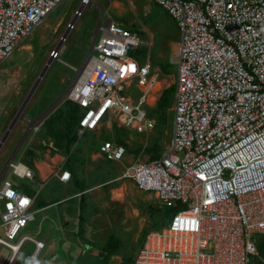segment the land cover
Instances as JSON below:
<instances>
[{"label":"built area","instance_id":"1","mask_svg":"<svg viewBox=\"0 0 264 264\" xmlns=\"http://www.w3.org/2000/svg\"><path fill=\"white\" fill-rule=\"evenodd\" d=\"M63 1L0 0V64ZM151 1L179 32L172 137L157 159L135 162L128 176L137 190L177 210L164 227L145 233L133 264H248L256 254L253 237L264 236V0ZM98 29L65 97L82 109L77 134L96 131L109 118L150 133L155 121L145 107L159 73L148 54L132 55L144 47L135 33L112 20ZM99 152L111 162L126 155L115 143H103ZM5 168L19 180L33 179L21 161L10 159ZM69 179L67 171L58 176ZM32 205L1 173L5 264L27 243L34 250L26 264H35L45 247L37 235L18 236L33 219Z\"/></svg>","mask_w":264,"mask_h":264},{"label":"rangeland","instance_id":"2","mask_svg":"<svg viewBox=\"0 0 264 264\" xmlns=\"http://www.w3.org/2000/svg\"><path fill=\"white\" fill-rule=\"evenodd\" d=\"M79 11L81 15L74 17ZM110 20L130 28L139 40L147 41L148 44L144 47L139 46V49L150 56L154 70L160 75L159 82H162L153 88L152 94L156 96L159 94L160 97L162 89L174 85L179 32L172 19L159 6L151 0H89L86 5H81V0H64L24 39L11 56L0 64V174L23 137V145L30 142L33 147L41 142L38 141L41 140L38 133L40 126L63 101L59 102L53 111L46 113L39 123L35 122L67 90L76 75L75 70L81 67L90 52L91 45L100 37L98 26H104ZM71 22H73V28L67 30ZM66 32L65 40L62 41L61 38ZM51 53L57 56L52 57ZM94 54H96L95 51ZM48 63L45 73H42ZM33 86L35 88L31 92ZM29 93V98L20 112ZM149 98V103L154 102L155 98L152 99L151 96ZM156 104L145 107L148 117L155 121V126L150 133L139 134L124 126L118 127L114 120L109 118L108 127L104 125L97 132H85V135L78 139L77 143L84 147L82 148V174L86 175L87 179L91 176L95 179V184L85 191L89 194L90 200L85 204L80 219L84 231L89 227V232L86 234L89 241L87 240L86 243L80 238L77 228L78 217L77 214L73 215L75 224L70 222L67 227H64L61 221L59 225L64 233L61 234V231L57 229L51 235L55 241H60V236L64 235L59 244L65 245L63 246L65 249L62 247L59 249L65 254L56 259V255L62 254L56 252L55 247H50L49 250L46 248L38 255L35 264H72V258L75 257L78 259H75L74 264H120L123 260L136 256L147 231L160 229L158 228L160 218L165 221L173 215L171 207H166L157 201L153 193L138 191L128 176L135 162H146L153 151L157 150L161 153L170 143L173 104L166 108L164 123L161 122L162 117L158 109L156 110ZM64 107L67 109L66 105ZM15 116L16 121L8 131ZM24 117L34 123L28 131H26L27 126L24 120L21 119ZM6 132L8 135L2 142ZM18 133L22 135L21 138L18 137ZM114 139L122 141L127 146L128 152L124 159L111 162L102 156L99 157L98 147L105 142L114 143ZM93 144H95L94 149L87 147ZM13 160L18 161L19 154H16ZM23 161L26 163V160ZM70 161L71 164L75 162L74 156H71ZM79 167L78 164L74 166V168ZM4 177L13 182L19 180L12 177L10 171L5 173ZM19 181L30 185L28 181ZM102 181L104 184L100 185ZM24 189H27L26 186ZM112 193L118 200L115 206L112 204L109 206ZM37 206L36 203L31 211ZM88 213H90V219L87 221ZM40 218V213L34 214L31 222L21 230L18 236L34 237L38 231L41 233L39 228L43 229V227L40 224ZM101 221L104 222L103 226L100 224ZM111 234L120 241V248L116 256L105 259L101 249ZM84 235L85 232L82 238L86 240ZM70 236H74L78 248H80L79 244H82L84 250L71 245ZM36 238H43V236L38 234ZM253 241L257 248L259 243L264 242V236L255 235ZM33 250L31 244H25L13 264H26ZM0 255V264H5L9 252L3 249ZM257 255L258 251L255 256L249 258L248 264H253Z\"/></svg>","mask_w":264,"mask_h":264},{"label":"crops","instance_id":"3","mask_svg":"<svg viewBox=\"0 0 264 264\" xmlns=\"http://www.w3.org/2000/svg\"><path fill=\"white\" fill-rule=\"evenodd\" d=\"M146 42L147 41H141V43L143 45H147L148 43H146ZM147 56L150 58L149 55H147ZM159 83H162V82H159V80H158L157 85ZM162 87L165 88L164 86H162ZM150 96L152 97V99L155 98L154 102L149 103V105L152 107L153 105H155V103H157V101L159 99V94L157 96L155 94H152ZM53 109H52V111H53ZM44 117L42 119H44ZM46 118L44 120H46ZM21 119L24 120V124H26L25 126H27L26 131L34 126V123H31L30 119L25 118V117L21 118ZM40 121L41 120H39L38 123ZM24 124H22V125H24ZM104 125H106V127H108V123H106ZM104 125H102V126H104ZM113 125L115 126V124H113ZM87 132H94V131H87ZM95 132H97V130ZM18 137L21 138L22 135H20L18 133ZM23 138L19 141L18 146L15 148V150L17 151L16 154H19V160L18 161L22 162L23 160H26V163L24 161L22 163L26 164L30 169L32 168L31 171L33 172V179L27 182L30 185H25L24 183L19 182V180H17V179H15V180H17V182H14V183L17 186V188L19 186V189H21L20 186H26V188H27L26 190L21 189L20 191H22L26 196H28L32 199V202H33L32 207L37 203L38 206L35 209H33V211H31L32 217L36 213L41 214L40 224L43 227V229L39 228V230H41V233H40V231H38L37 235L40 234L43 236V238H37V239L38 240L42 239V241L45 243V249L47 248L49 250L50 247H52V248L55 247L56 252H58L59 254H62V255H56V259H57L59 256H63L65 254L64 252H62L59 249V247H62L63 249H65V247H63L65 245L59 244L61 242V240L63 239L64 235L60 236V241L59 240L55 241V239H53V237L51 238L52 232L54 230L57 231V229H59L61 231V234L64 233L61 230L59 223L62 221V223H63L62 225L64 227H67V225L70 222L75 224V221H74L75 218L73 217V215L76 216V214L78 217L77 218V228L79 231V223H80L79 221L81 218H79L80 213H78L79 212L78 206H79L80 199H81V193H79V194L73 193L74 186L72 185L71 180L69 182H66V183H61L57 180L59 174L64 171L63 167H64L66 159L60 153H56V152L53 153L52 152V151H55V148L53 147V143L50 140V138H46L44 141L38 140V141H41L39 143H42V145H46V148L43 151L36 149V147L34 148V146L31 147L32 143H30V142H28V143L26 142L23 145V143H22ZM39 143L35 144V146L39 145ZM98 152H99V147H98ZM16 154H15V156H16ZM99 155H100L99 157L102 156L104 158V156L102 154H100V152H99ZM104 159H106V158H104ZM29 164L31 166H29ZM91 178H92V176H91ZM103 181L100 182L99 184L100 185L104 184ZM97 182H99V181H97ZM97 182H96V184H97ZM89 183H90V185H89L88 189L91 188V185L95 184V181H90ZM33 185H35V186L33 187ZM57 186H59V188H57ZM85 191H87V190H85ZM85 191H84V193H85ZM29 193H31L33 195H31ZM89 197H90L89 194H87L86 199H85V203H88V200H90ZM37 199H38V201H37ZM69 200H73V201L71 202ZM117 201L118 200L115 198V196H113V193H112V198L110 200L109 206H110V204H112V206H115L117 204ZM86 208H87V206H86ZM31 210H32V208H31ZM76 210H77V213H76ZM89 215H90V213L87 214V221L90 219ZM100 224L103 226L104 222L101 221ZM101 228L103 229V227H101ZM88 229H89V227H88ZM88 229H86L84 236H85L86 240L89 241L88 237L86 236V234H88V232H89ZM69 240H70L69 242L71 243V245H73L75 248L84 250L82 244H79L80 248H78V243L76 242L74 236H70ZM256 251H258V255L256 257V261H254L253 264H264V242H261L258 244ZM75 259H76V257L74 259L72 258V264H74L78 258L76 260Z\"/></svg>","mask_w":264,"mask_h":264},{"label":"trees","instance_id":"4","mask_svg":"<svg viewBox=\"0 0 264 264\" xmlns=\"http://www.w3.org/2000/svg\"><path fill=\"white\" fill-rule=\"evenodd\" d=\"M165 12V11H164ZM166 13V12H165ZM167 14V13H166ZM168 15V14H167ZM173 22V20H172ZM174 25H176L175 22H173ZM125 29L133 32L130 28L124 27ZM177 28V26H176ZM178 29V28H177ZM143 52L140 50H137V52L133 53V56H142ZM174 90L175 86H171L169 88H166L162 90L160 97L157 101V106L156 110L158 109V112L160 116L162 117L161 122H165V111L166 108L170 105L173 104L174 101ZM169 94V96H168ZM67 106V109L64 106ZM161 108V110H160ZM82 113V109L77 105L74 104L68 100H64L60 107L57 108L55 111H53L47 118L44 120L42 125L40 126L39 129V137L41 138L42 141H44L46 138H50V140L53 143V147L55 148V151H52L53 153H60L65 157V164L63 167L64 171H67L70 173V179L67 181L69 182L71 180L72 185L74 186V194H79L81 193V199L79 203V212L80 216L79 218L82 217V212L85 209V199H86V193H84L85 190L89 188L90 181H94L95 179L86 177L84 174H82V164H83V150H82V145H79L77 143L78 139L81 138L82 136L85 135V132L82 133V135L79 137L78 136V123L79 119ZM115 140V139H114ZM113 140V141H114ZM115 144L117 145H123L126 149V152H128L127 146L122 142V141H114ZM93 145H85L89 147L90 149H94ZM38 146V147H37ZM38 150H45L46 145H36L34 148ZM154 147V146H153ZM158 149V148H157ZM154 153V154H153ZM152 155L149 156L147 161H152L157 159L161 153H159L157 150L153 151ZM71 156H74V163L71 164ZM68 157V158H67ZM31 158V157H30ZM77 160V161H76ZM75 164H78L80 167L79 168H74ZM29 166H31L29 164ZM32 169V168H31ZM87 179V181H85ZM58 180V179H57ZM97 180V179H96ZM59 181V180H58ZM60 182V181H59ZM61 183H66V182H61ZM17 188V186L15 185ZM21 189H24V186H20ZM19 189V186L18 188ZM19 189V190H21ZM73 201V200H69ZM173 213L177 210L176 207L170 208ZM160 223L158 225V228H161L162 226L164 227L166 225V220L162 221V218L159 219ZM79 234L80 238L83 240V242H88L87 240H84L82 238L84 231V228L82 226L81 220L79 221ZM92 246V245H90ZM120 248V241L113 235H109L108 239L101 249V253H104L105 259H110L112 256L117 255V250ZM130 258V257H129ZM134 258H130L127 260H123L120 264H133Z\"/></svg>","mask_w":264,"mask_h":264},{"label":"water","instance_id":"5","mask_svg":"<svg viewBox=\"0 0 264 264\" xmlns=\"http://www.w3.org/2000/svg\"><path fill=\"white\" fill-rule=\"evenodd\" d=\"M66 34H67V32L62 36V38H61V40L63 41L64 39H65V37H66ZM92 49H93V44L91 45V49H90V52H89V54H88V57L91 55V53H92ZM49 66V63L47 64V65H45V67H44V70L42 71V73H45V71H46V69H47V67ZM82 68L81 69H83V65L81 66ZM80 69V72L82 71ZM78 77L79 76H76L75 75V77L73 78V80H72V82H71V84L69 85V87L67 88V90L59 97V99L40 117V119L39 120H41L44 116H45V114L46 113H48L50 110H52L59 102H61V101H64L65 100V97H66V95L69 93V91H70V89L74 86V84L77 82V80H78ZM35 85V84H34ZM35 88V86H33L32 87V90H31V92L32 91H34L33 89ZM30 92V93H31ZM30 93L28 94V96L26 97V99L24 100V102H23V105L21 106V108H20V112L23 110V108H24V106H25V102H26V100H27V98H29V95H30ZM38 120V121H39ZM15 121H16V116H15V118H14V120H13V122L11 123V125H10V127H9V129H8V131L12 128V126H13V124L15 123ZM38 121L36 122V123H38ZM28 131V130H27ZM8 135V132H6V134H5V136H4V138H3V140H2V142L4 141V139H5V137ZM1 146V145H0ZM16 150H15V152H14V154H13V156H12V158L15 156V154H16Z\"/></svg>","mask_w":264,"mask_h":264},{"label":"clouds","instance_id":"6","mask_svg":"<svg viewBox=\"0 0 264 264\" xmlns=\"http://www.w3.org/2000/svg\"><path fill=\"white\" fill-rule=\"evenodd\" d=\"M88 3H89V2H88ZM98 27H99V26H98ZM64 40H65V39H64ZM64 40H63V41H64ZM51 56H52V57H56L57 54L51 53ZM12 156H13V155H12ZM12 156H11V158H10L11 160L14 159V157H15V156H14V157L12 158ZM10 159H9V160H10ZM121 161H122V160H121ZM146 161H147V160H146ZM115 162H118V161H115ZM23 164H24V163H23ZM25 165H26V164H25ZM26 166H27V165H26ZM5 173H6V168H4V170H3V172H2V175H4ZM25 181H30V180H25ZM19 182H21V181H19ZM132 183H133V182H132ZM135 188H136V187H135ZM29 198H30V197H29ZM44 249H45V247H44ZM44 249H43L42 251H44ZM41 253H42V252H41Z\"/></svg>","mask_w":264,"mask_h":264},{"label":"bare ground","instance_id":"7","mask_svg":"<svg viewBox=\"0 0 264 264\" xmlns=\"http://www.w3.org/2000/svg\"><path fill=\"white\" fill-rule=\"evenodd\" d=\"M80 76H82V75H80ZM84 76H85V73H84L83 77H84ZM83 77H82V78H83ZM82 78H81V79H82ZM157 83H158V82H157ZM157 83H156V85H157ZM156 85H155V86H156ZM154 88H155V87H154ZM151 95H152V94H151ZM149 99H150V98H149ZM148 103H149V100H148Z\"/></svg>","mask_w":264,"mask_h":264}]
</instances>
